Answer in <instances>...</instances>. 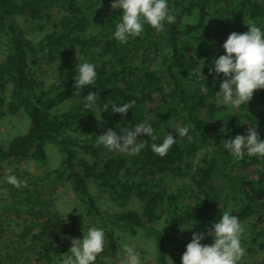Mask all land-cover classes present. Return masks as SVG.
I'll return each instance as SVG.
<instances>
[{
	"label": "trees",
	"instance_id": "16d2710c",
	"mask_svg": "<svg viewBox=\"0 0 264 264\" xmlns=\"http://www.w3.org/2000/svg\"><path fill=\"white\" fill-rule=\"evenodd\" d=\"M112 2L0 0V119L23 112L29 120L23 134L0 143V163L44 165L45 147L53 145L60 161L42 179L68 184L85 217L103 228L106 238L150 239L157 264H181L193 232L207 231L225 211L243 224L246 251L264 250V159L245 154L236 161L224 148L226 139L247 135L248 127L256 126L264 139V89L234 109L217 94L223 75L209 74L230 33L246 32L249 22L264 30V0H168L176 22H165L161 32L146 25L125 44L113 37L120 10H112ZM53 9L59 13L54 19ZM42 20L50 29L35 37L43 30L36 25ZM81 59L95 65L97 77L94 85L77 90L74 78ZM52 64H58L54 80H38L36 69ZM199 67L204 81L193 74ZM89 91L99 97L95 110L84 107ZM130 101L135 106L123 117L112 113L111 104ZM98 114L103 121L96 119ZM145 120L156 139L139 135L146 147L138 155L97 146L98 136L108 129L122 135V128ZM185 125L191 127L181 138L177 129ZM169 134L176 143L166 156L155 155L151 144L162 143ZM185 178L188 187L174 184ZM89 184L107 193L119 209L102 211ZM30 185L35 182L15 188L0 180V239L10 220H20L21 245L34 252L38 264H54L62 261L71 240L84 234L73 220L45 211ZM132 200L138 208L129 207ZM194 223L191 230L184 229ZM201 243H212V237ZM0 264H5L1 258ZM95 264L110 263L103 252Z\"/></svg>",
	"mask_w": 264,
	"mask_h": 264
},
{
	"label": "clouds",
	"instance_id": "9594fccd",
	"mask_svg": "<svg viewBox=\"0 0 264 264\" xmlns=\"http://www.w3.org/2000/svg\"><path fill=\"white\" fill-rule=\"evenodd\" d=\"M110 7L112 10H120V21L115 26L113 37L121 44L127 43L129 38L139 37L146 25L161 32L164 30L165 22L171 25L177 20L175 11L169 8L168 0H113ZM247 29L244 33L232 32L228 35L222 45L224 54L215 58L213 66L209 68V74L223 75L224 79L219 85L217 94L222 96L225 105L234 109L251 101L255 91L264 89V30L254 22H249ZM203 67L194 70L193 74L197 79L204 81L207 77L202 75ZM96 77L94 64L80 63L77 65L74 87L82 90L94 85ZM206 90L203 84L202 91ZM97 100H99L98 94L89 91L84 96V107L95 110ZM134 106L135 101L119 106L113 103L111 111L123 117ZM108 108L109 103H105L103 111L106 112ZM95 117L98 121H103L101 114ZM148 121L145 120L132 129L122 128V135L108 129L98 136L96 144L109 152L138 155L146 147V140L138 142L139 135L146 134L153 140L156 139L155 130ZM190 127L191 125L179 127L177 129L179 136L181 138L187 136ZM221 130L225 131L224 128ZM175 143L176 139L169 134L162 143H152L151 150L155 155L164 157ZM224 148L236 161L242 160L245 154L264 159V139L259 137L256 126L248 127L247 135L237 134L234 138L226 139ZM6 183L15 188L27 186L26 181L12 174L7 175ZM3 193L7 195V189H3ZM194 226L195 223L190 228L184 229L191 230ZM244 232L245 228L237 216L228 211L223 212L218 222L213 223L207 231L193 232L190 242L181 255V264H240L245 255L242 245ZM209 236L212 237V243L202 244L201 241ZM107 243L105 230L92 226L82 238L71 240V247L63 256L61 264H95ZM122 252L124 253L122 264H141L140 253L134 247L125 244L122 246Z\"/></svg>",
	"mask_w": 264,
	"mask_h": 264
},
{
	"label": "rangeland",
	"instance_id": "374dc122",
	"mask_svg": "<svg viewBox=\"0 0 264 264\" xmlns=\"http://www.w3.org/2000/svg\"><path fill=\"white\" fill-rule=\"evenodd\" d=\"M58 15L59 13L57 9H53L52 18L54 19ZM36 25L43 26V30L34 32L33 34L35 37L40 36L43 34V32H46L50 29V25L47 24L46 20L37 22ZM29 26L30 25H27L26 29H28ZM96 51L97 50H95L94 53H96ZM3 57V49L0 47V61ZM79 62L83 63L87 61H83L81 59ZM57 67L58 64H52L50 66L40 65L36 69L37 79L43 80L48 84L54 80ZM69 104L70 103L68 102L59 106L57 111L64 110ZM28 121L29 120L27 116L23 112H19L12 118L8 116L1 118L0 143H5L13 136L23 134L27 129ZM45 150L48 160L44 165L38 166L32 161H21L20 163H0V180L6 181L7 175L12 174L18 179L26 181L27 183L35 182V186H30L31 189L35 188L40 194V202L43 204V209L45 211L57 213L66 220H73L77 229L81 230L82 234H85L87 230L92 227V221L90 218L85 217L83 208L72 193L70 186L63 182L54 184L51 180L46 181L42 179L43 174L46 171L56 168L60 161V155L56 147L47 144ZM180 181V179H176L174 184L178 185L182 182H185L186 186L188 187V180L186 178L181 182ZM89 187L91 195L102 211L112 213L119 209L110 200V197L107 193L100 191L93 184H89ZM129 207L138 208V204L132 200L129 204ZM9 222L11 223L5 227V233L2 234L0 239V258L4 260L5 264H38L35 261L36 256L34 252L27 250L25 246L21 245L19 242L17 234L21 228L20 220H10ZM106 239L108 243L104 248V253L105 259H107L108 263L110 264H122L124 257L122 246L125 244L134 247L136 251L140 253L141 264H157L153 254V243L150 239L141 237L131 238L129 236H118L116 234L109 235ZM68 246L71 247V244H68ZM168 253L169 257L172 259L174 257L172 255V251L168 250ZM54 264H61V260ZM240 264H264V250H257L256 252L251 253L245 249V255L240 261Z\"/></svg>",
	"mask_w": 264,
	"mask_h": 264
}]
</instances>
